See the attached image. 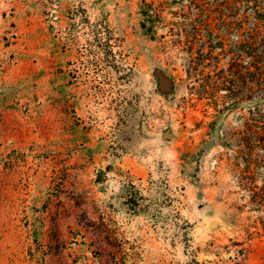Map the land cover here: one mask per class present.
<instances>
[{
    "label": "rangeland",
    "instance_id": "1",
    "mask_svg": "<svg viewBox=\"0 0 264 264\" xmlns=\"http://www.w3.org/2000/svg\"><path fill=\"white\" fill-rule=\"evenodd\" d=\"M217 2L0 0V264H264L229 136L257 101L200 97L228 59L184 48Z\"/></svg>",
    "mask_w": 264,
    "mask_h": 264
},
{
    "label": "trees",
    "instance_id": "2",
    "mask_svg": "<svg viewBox=\"0 0 264 264\" xmlns=\"http://www.w3.org/2000/svg\"><path fill=\"white\" fill-rule=\"evenodd\" d=\"M193 6L197 10L179 11L183 18L192 16L184 39L188 67H220L221 58L228 59L222 68L198 79L193 89L215 106L221 89L226 92L224 107L240 99L257 101L242 127L229 136L237 147L238 182L248 192L250 206L264 212V175L261 183L257 181V172L264 169V0H218L213 6ZM123 195L134 212L144 208L147 197L132 180H126ZM178 224L187 230L190 222Z\"/></svg>",
    "mask_w": 264,
    "mask_h": 264
}]
</instances>
